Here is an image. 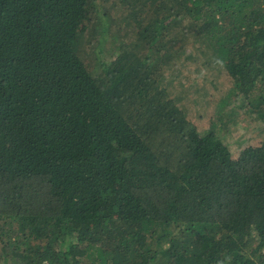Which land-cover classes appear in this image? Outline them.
<instances>
[{"label":"trees","instance_id":"trees-1","mask_svg":"<svg viewBox=\"0 0 264 264\" xmlns=\"http://www.w3.org/2000/svg\"><path fill=\"white\" fill-rule=\"evenodd\" d=\"M0 264H264V0H0Z\"/></svg>","mask_w":264,"mask_h":264},{"label":"rangeland","instance_id":"rangeland-1","mask_svg":"<svg viewBox=\"0 0 264 264\" xmlns=\"http://www.w3.org/2000/svg\"><path fill=\"white\" fill-rule=\"evenodd\" d=\"M245 123H246L245 120H240V122L237 123L238 131H237L236 135H237V138L240 139V140H242L241 133L248 131L247 130V125ZM204 124L205 125H210V121L207 120V121L204 122ZM242 141H244V140H242Z\"/></svg>","mask_w":264,"mask_h":264}]
</instances>
